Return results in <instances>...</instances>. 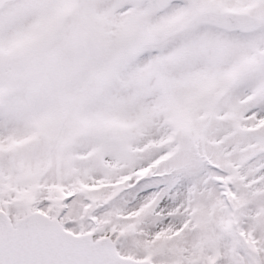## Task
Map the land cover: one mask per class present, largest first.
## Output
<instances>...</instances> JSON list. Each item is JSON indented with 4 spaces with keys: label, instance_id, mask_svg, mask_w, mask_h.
I'll return each instance as SVG.
<instances>
[{
    "label": "snow or ice",
    "instance_id": "1",
    "mask_svg": "<svg viewBox=\"0 0 264 264\" xmlns=\"http://www.w3.org/2000/svg\"><path fill=\"white\" fill-rule=\"evenodd\" d=\"M0 264H264V0H0Z\"/></svg>",
    "mask_w": 264,
    "mask_h": 264
}]
</instances>
